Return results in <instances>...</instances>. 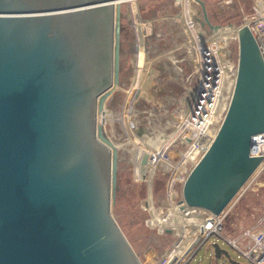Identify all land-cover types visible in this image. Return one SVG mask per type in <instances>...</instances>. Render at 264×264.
Returning a JSON list of instances; mask_svg holds the SVG:
<instances>
[{"label": "water", "instance_id": "1", "mask_svg": "<svg viewBox=\"0 0 264 264\" xmlns=\"http://www.w3.org/2000/svg\"><path fill=\"white\" fill-rule=\"evenodd\" d=\"M115 3L0 0V264H141L111 215L112 155L97 133L114 76ZM235 34L223 120L181 187L180 204L213 215L261 161L249 150L264 133V60L247 25Z\"/></svg>", "mask_w": 264, "mask_h": 264}, {"label": "rangeland", "instance_id": "2", "mask_svg": "<svg viewBox=\"0 0 264 264\" xmlns=\"http://www.w3.org/2000/svg\"><path fill=\"white\" fill-rule=\"evenodd\" d=\"M115 2L114 76L111 89L97 102V133L112 155L111 215L141 264H156L189 228L167 233L157 224L156 219L171 215L172 206L164 196L167 175L156 167L151 171L149 160L158 149L169 147L176 157L185 147L182 123L206 65L219 64L225 71L217 116L225 112L238 56L232 30L251 15L253 4L251 0ZM200 3L210 25L221 27L220 36H227L224 40L204 23ZM137 91L139 97L134 99ZM143 155H148L146 166H140ZM262 200L261 195L246 196L232 214L237 225H254ZM191 214L179 210L178 219L202 220ZM213 244L227 251L231 260L247 264L217 237L208 238L188 264H227L224 258L214 259Z\"/></svg>", "mask_w": 264, "mask_h": 264}, {"label": "built area", "instance_id": "3", "mask_svg": "<svg viewBox=\"0 0 264 264\" xmlns=\"http://www.w3.org/2000/svg\"><path fill=\"white\" fill-rule=\"evenodd\" d=\"M251 1L253 12L243 24L248 26L264 60V0ZM235 75L236 67L233 71V83ZM224 77L221 65L205 66L200 75L196 98L182 123V141L185 147L179 150L176 157H172L170 148L165 147L155 164L156 168L163 169L167 175L164 184L167 203L202 219L201 224L192 225L186 235L178 238L164 258L156 264H188L199 247L210 237L221 239L247 264H264V133L252 137L249 150L250 157L260 158L259 165L219 215L180 204L184 181L211 145L223 120L225 112L217 116V108L222 97ZM259 195L263 202L254 225H237L232 218L235 208L246 196Z\"/></svg>", "mask_w": 264, "mask_h": 264}, {"label": "bare ground", "instance_id": "4", "mask_svg": "<svg viewBox=\"0 0 264 264\" xmlns=\"http://www.w3.org/2000/svg\"><path fill=\"white\" fill-rule=\"evenodd\" d=\"M232 33H233L232 34V37H235L236 36L235 30H232ZM214 34L218 38H222L223 40H224V38L227 37V36H225V37L220 36V32H218V31L217 32H214ZM153 151H155V150L153 149ZM160 153H161V151L158 149L157 152H156V154H155V156H154L155 158L149 160L150 163H151V171H153V169H155V167H156L155 164L157 162V159H158ZM150 181H151V179H150ZM171 206H172V208H171V215H169L168 217H164V218H162L160 220L156 219L157 220L156 222L160 226V229L161 230H169L170 231L172 229L171 232L172 231L173 232L174 231L177 232L179 230H182L183 231L184 229H186V227H189V229H190L192 227V225L201 224L200 222H202V220L201 221H199V220H183V221H179V219H178V212H179V210L180 211H182V210L179 209L176 205L171 204ZM151 211H153V210L151 209Z\"/></svg>", "mask_w": 264, "mask_h": 264}]
</instances>
